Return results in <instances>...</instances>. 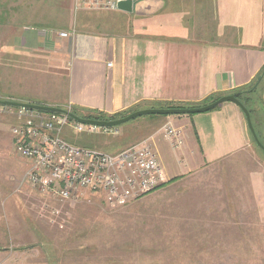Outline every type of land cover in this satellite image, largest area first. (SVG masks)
Masks as SVG:
<instances>
[{"label":"crops","instance_id":"1","mask_svg":"<svg viewBox=\"0 0 264 264\" xmlns=\"http://www.w3.org/2000/svg\"><path fill=\"white\" fill-rule=\"evenodd\" d=\"M6 2L0 33L2 101L112 118L168 106L200 108L264 80V0H142L133 6L130 14L136 18L125 29L110 15H129L121 10L76 9L75 0ZM168 122L183 128L180 150L160 132ZM139 123L148 132L143 140L160 155L167 180L252 146L245 114L232 102L206 113L152 115ZM136 127L129 126L127 135ZM65 137L74 141L67 130ZM136 142H125L115 152ZM11 146L15 152L12 133Z\"/></svg>","mask_w":264,"mask_h":264},{"label":"rangeland","instance_id":"2","mask_svg":"<svg viewBox=\"0 0 264 264\" xmlns=\"http://www.w3.org/2000/svg\"><path fill=\"white\" fill-rule=\"evenodd\" d=\"M6 1L0 0V33ZM110 15L123 29L136 18ZM250 95L264 148V80ZM8 114L0 107V264H264V150L253 137L251 148L235 157L165 179L156 192L110 207L92 195L62 202L23 182L30 165L11 151L14 119ZM149 117L120 126L117 138L70 134L77 145L115 153L125 142L146 138L145 125L137 124Z\"/></svg>","mask_w":264,"mask_h":264},{"label":"built area","instance_id":"3","mask_svg":"<svg viewBox=\"0 0 264 264\" xmlns=\"http://www.w3.org/2000/svg\"><path fill=\"white\" fill-rule=\"evenodd\" d=\"M123 1L135 5L142 0H75V5L76 9L89 11H118ZM67 36L61 33V37ZM4 109L18 119L11 129L15 152L30 165L23 182L54 199L71 202L92 195L110 207H118L156 192L165 182L160 155L148 139L107 153L72 143L65 137L66 130L116 137L119 127L84 125L62 113ZM66 110L72 112L71 108ZM160 132L173 149L183 148V128L168 122Z\"/></svg>","mask_w":264,"mask_h":264},{"label":"water","instance_id":"4","mask_svg":"<svg viewBox=\"0 0 264 264\" xmlns=\"http://www.w3.org/2000/svg\"><path fill=\"white\" fill-rule=\"evenodd\" d=\"M133 2L131 1H123L118 5V9L124 12L131 13L133 11ZM226 102H232L236 104L238 107L241 108L243 113L245 114L246 121L248 128L251 132V135L256 142L257 146L259 148H263L262 144L260 143L258 136L255 132L252 119H251V113L249 109L244 105L243 102L239 100V98L236 95H229L224 96L217 101L200 107V108H168V109H145V110H139L132 114H129L126 117L119 118L117 120L113 121H97V120H91V119H85L82 118L73 112H69L66 109L56 108V107H50V106H41L37 104H29V103H20L15 101H2L0 100V105L5 107H13V108H24V109H30V110H36L41 112H47V113H62L68 115L72 120L89 126L94 127H100V128H113V127H120L134 119H137L139 117L143 116H152V115H159V116H182V115H196L201 113L209 112L213 109H215L217 106L226 103Z\"/></svg>","mask_w":264,"mask_h":264},{"label":"trees","instance_id":"5","mask_svg":"<svg viewBox=\"0 0 264 264\" xmlns=\"http://www.w3.org/2000/svg\"><path fill=\"white\" fill-rule=\"evenodd\" d=\"M264 74V72L262 73V75ZM261 75V76H262ZM256 84L257 83H255V84H253L252 86H250L248 89V91H246L245 93H238L236 96L239 98V100L241 101V102H243L244 103V105L248 108V100H250V96H246L245 94H250V93H253L256 89H257V87L255 88V86H256ZM168 108H177V107H175V106H168V107H166V108H162V109H168ZM72 112L74 113V114H76V115H78V116H80V117H82V118H85V119H91V120H97V121H113V120H117V119H119L120 117L121 118H123V117H126V116H128V115H120V116H115V117H112V118H110V117H108V116H106L105 114H102V113H100V112H88V113H85V114H81V113H79L78 111H76V110H72ZM69 139V138H68ZM72 142V141H71ZM72 143H74V144H76L75 143V141L74 142H72Z\"/></svg>","mask_w":264,"mask_h":264}]
</instances>
